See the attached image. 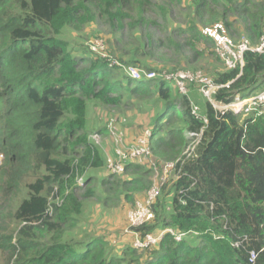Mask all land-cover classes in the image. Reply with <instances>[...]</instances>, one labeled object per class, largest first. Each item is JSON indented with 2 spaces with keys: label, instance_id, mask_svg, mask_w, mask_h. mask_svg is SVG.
<instances>
[{
  "label": "trees",
  "instance_id": "16d2710c",
  "mask_svg": "<svg viewBox=\"0 0 264 264\" xmlns=\"http://www.w3.org/2000/svg\"><path fill=\"white\" fill-rule=\"evenodd\" d=\"M189 1L190 19L177 27L175 7L183 0H0V264H264V116L253 122L207 102L205 123L192 110L196 85L183 95L172 83H133L125 74L126 84L112 82L103 60L73 56L62 38L65 28L109 27L113 41L126 47L116 58L145 71L175 72L191 69L166 59L172 48L159 35L162 21L174 26L172 43L191 34L181 48L197 57L211 52L205 53L212 40L203 30L218 23L253 46L264 36V0ZM214 80L230 84L215 95L223 104L257 94L264 90V53L247 52L242 69L225 67ZM125 97L161 103L151 128L152 163L161 171L175 163L176 175L168 192V181L162 187L155 220L134 231L143 237L172 228L187 233L181 242L167 234L141 250L134 240L120 246L125 231L112 242L68 236L83 213L76 179L107 167L87 131L88 104L116 107ZM147 165L154 167L129 163L127 180L102 186L134 201L153 185ZM23 190L15 208L12 197ZM94 195L90 190L86 198Z\"/></svg>",
  "mask_w": 264,
  "mask_h": 264
},
{
  "label": "rangeland",
  "instance_id": "374dc122",
  "mask_svg": "<svg viewBox=\"0 0 264 264\" xmlns=\"http://www.w3.org/2000/svg\"><path fill=\"white\" fill-rule=\"evenodd\" d=\"M183 1L184 2L182 5L175 7L174 19L176 20V24H174V26L177 25V27H184L187 21L190 19V15L192 14L191 7L188 5L190 1ZM160 24L162 28L160 29L161 32H159V35H161L160 37L166 40L168 45L172 48V50L169 51V54H166L168 55L166 59L175 60L176 66H179L178 68L201 71L204 75L213 79H215L218 73L225 71V66L217 57L216 53H214L215 47L211 41H209L208 45L206 46L205 53H207L208 50L211 52L205 54L202 57H197L195 56L194 52L190 50L185 51L181 48L185 42L187 43L188 41H193V37H190V33H187L185 36H176L174 38V43H172L170 42V40L172 39L170 30L174 27H172V22L162 21V23ZM201 29L202 27L199 28V31ZM192 33L196 34L195 32ZM100 37L104 38L105 41L107 40V46L111 55L123 57V54H125V51L123 50L126 47L122 44L117 43L115 39L113 41V36L109 27H99L95 23H92L85 26L80 32H77L71 28H65L62 31V38L69 44L68 51L73 56H85L90 60H98L99 58L89 51L88 43ZM234 39L235 41H240L242 37H235ZM184 61L189 62V64L187 67L181 68ZM170 69H173L172 66L170 67ZM124 74L125 73L123 70L111 68L110 79L112 80V82L121 80L126 84L127 78ZM125 95H127V93H125ZM190 97L193 102L201 108L202 113L204 107L207 104V101L200 95L197 86L191 87ZM161 107V103H159V101L155 97H151L149 99L125 97L122 99V103L116 107L92 101L88 104L87 108V131L90 134V140L96 145V147H98L102 151V153H104V157L107 162L108 158L112 156V150L110 147L111 144L108 139V134H106V129L108 128L111 119L116 117L120 118L123 124L126 123L124 125V128L129 129L130 125L135 123L138 117H143L145 119L148 117L147 115L155 114V112L161 109ZM97 134L103 135L101 136V138H99L98 143H96V141L94 140V137ZM108 147H110L111 152H109L110 155L107 156L105 151H109L108 149H106ZM2 159L3 156L0 155V164L2 162ZM152 166H154L152 167V169L151 166L148 165L145 167L152 170L151 180L153 184L154 182H159L163 175L161 173V166ZM107 175L108 171L106 167V169L103 168L100 170H90L83 176L82 180H80L81 177H78L76 179V196L78 200L83 204V213L79 217L77 228H74L72 226L69 229V237H73L75 233L79 239L85 235L86 239L88 238V236L102 235L106 237V239H108L110 242H112L113 238L119 237L122 231L126 230V214L138 200L136 201V199L134 198V201H129L125 199L124 194H120V191L118 193L108 192L107 187L102 186L103 182L106 179L111 183L112 186H115L119 182L127 180L129 178V175L124 174L114 177H107ZM88 178L90 179L87 181ZM175 180L176 175L174 173H171V175H169L167 178V181L169 183L167 184V190L165 192H168L171 189ZM90 190L95 191V195L91 198H86V194ZM148 191L149 189L139 196H143L145 198ZM21 194H26V191L23 190L20 194L12 197V199H16V201L14 202L15 208L20 202V199H18V197L24 196ZM129 195L131 194L129 193ZM106 197L109 198L105 203ZM16 228V224L12 223L11 229L14 230ZM192 237L195 238V244H198L199 242L196 237L194 235Z\"/></svg>",
  "mask_w": 264,
  "mask_h": 264
},
{
  "label": "built area",
  "instance_id": "2783aa9c",
  "mask_svg": "<svg viewBox=\"0 0 264 264\" xmlns=\"http://www.w3.org/2000/svg\"><path fill=\"white\" fill-rule=\"evenodd\" d=\"M203 35L212 40L217 57L229 70L237 69L238 67L242 69L245 54L249 51L264 53V36L259 44L255 46L251 45L247 38L235 41L223 23H218L212 28H205ZM88 47L91 53L98 56L110 68L123 70L125 75L133 83L150 80H157L167 84L172 83L183 95H189V85H196L200 95L212 105L215 111L221 114L230 112L243 117H251L253 122L264 116V90L248 98H242L238 95L230 104H223L215 99V95L221 89L229 88L230 84H218L213 78L204 75L201 71L179 70L175 72H155L139 69L135 65L125 63L111 55L107 42L102 37L90 41ZM192 110L197 118L202 119L205 123L207 122V119L201 116L200 108L197 105L193 104ZM120 122H122L121 119L116 117L111 119L109 123L114 151V154L107 160V171L111 176L123 175L126 171V165L132 162L139 164L148 162L150 165H153L151 129H147L134 142L128 143L124 135L117 130V124ZM189 137H194V134H191ZM99 138L98 135L94 137L96 143H98ZM199 139L200 136L197 135L195 145L198 144ZM174 168L175 163L166 164L161 172L163 176L160 181L154 182L145 198L142 201H137L126 214L127 228L125 233L134 234V247L137 249L144 250L156 247L163 241L167 234H170L177 242H181L187 236V233L179 232L172 228L159 230L153 234H146L143 237L134 231L135 229H140L151 224L155 220L156 215L153 207L159 199L163 185L167 182V178L171 175ZM255 259L256 255L253 253L252 261Z\"/></svg>",
  "mask_w": 264,
  "mask_h": 264
},
{
  "label": "crops",
  "instance_id": "0c3cea01",
  "mask_svg": "<svg viewBox=\"0 0 264 264\" xmlns=\"http://www.w3.org/2000/svg\"><path fill=\"white\" fill-rule=\"evenodd\" d=\"M147 116L148 117L145 118V119L143 117H138V119L135 121V123H133V124L130 125V128L129 129L124 128V125L126 123L123 124L122 122H120V123L117 124V130L120 131L124 135V137H125V139L127 140L128 143H132V142H134L136 140V138L138 136H140L141 134H143L147 129L153 128L154 122H155L154 119H156L155 118L156 116H155V114H151V115H147ZM106 130H107L106 131V134H108V139H109L110 144H111V146H110L111 147V150H112L111 155H113L114 154V151H113V143H112V140H111V134H110V128H109V126H108V128ZM97 135L100 138H101V136H103V135H100V134H97ZM110 147L106 148V149L109 150V151H105V153H106L107 156L110 155L109 154V152H111ZM106 174H107V172H106ZM108 176H109V174L107 175V177ZM143 198H144L143 196L141 197L139 195H137L135 197V199L138 200V201H141ZM132 240H135L134 234H130V235L127 234V235H124L122 238H120L119 244H120V246H125L126 244L132 242Z\"/></svg>",
  "mask_w": 264,
  "mask_h": 264
}]
</instances>
